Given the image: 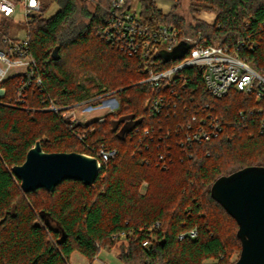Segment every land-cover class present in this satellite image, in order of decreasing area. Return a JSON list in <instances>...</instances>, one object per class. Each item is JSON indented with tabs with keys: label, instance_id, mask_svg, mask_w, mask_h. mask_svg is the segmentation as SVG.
I'll use <instances>...</instances> for the list:
<instances>
[{
	"label": "trees",
	"instance_id": "16d2710c",
	"mask_svg": "<svg viewBox=\"0 0 264 264\" xmlns=\"http://www.w3.org/2000/svg\"><path fill=\"white\" fill-rule=\"evenodd\" d=\"M55 1L60 7L54 15L41 12L29 25L45 91L32 88L23 107L6 104L7 96L0 100V264H69L75 252L94 264L119 241L115 255L124 264H234L233 255L242 249L239 225L212 197L211 187L222 175L264 165V132H250L239 115L263 102L237 92L211 95L197 68L182 70L186 85L142 82L149 69L165 70L177 59L163 53L143 65L139 54L129 56L99 34L105 14L98 7L86 12L88 22L78 29L77 0ZM138 1L140 18L149 26L200 29L210 43L256 41L253 49L235 48L264 72V0H191L190 24L175 10L164 13L153 0ZM200 11L215 19L200 18ZM93 91L113 92L119 100L103 122L71 127L62 112L43 109V98L73 107ZM161 96L164 109L154 114L151 104ZM203 119L207 126L217 121L221 131L187 143L189 128ZM38 140L47 152L96 157L104 146L116 154L94 184L67 179L53 192H25L13 167ZM193 229L196 237H179Z\"/></svg>",
	"mask_w": 264,
	"mask_h": 264
},
{
	"label": "built area",
	"instance_id": "2783aa9c",
	"mask_svg": "<svg viewBox=\"0 0 264 264\" xmlns=\"http://www.w3.org/2000/svg\"><path fill=\"white\" fill-rule=\"evenodd\" d=\"M83 1L90 2L93 7H98L105 14L97 27L103 39L129 56L139 54L143 59V65H148L163 53H172L183 42L188 44L183 57L175 58L174 61L176 59L177 61L165 70L149 69L147 77L142 82L153 87H159L163 82L173 85L179 81L186 85L187 78L182 74V70L188 67L197 68L201 72L206 90L211 95L224 97L237 92L263 102L258 107L240 110L239 115L241 120L251 125L250 132H264V72L257 70L235 48L248 45L253 49L257 46L256 41L247 44L246 40L239 39L235 44L210 43L200 29L182 32L168 25L149 26L131 10V5L127 6V0ZM43 10L42 0H0V100L7 96L6 104L23 107L32 88H39L41 92L46 89L37 58L32 51L29 29L30 23ZM207 14H204L203 18L212 22L215 19L214 14ZM18 16L22 18L19 21L28 26L27 33L22 38L9 34L11 22ZM9 89H13L12 94H8ZM42 105L44 110L62 112L63 118L71 127H75L83 124L74 112L75 109H81L83 114L99 109L110 113L119 108V100L113 92H106L73 107L57 106L53 99L49 98H43ZM163 109L164 98L162 96L155 98L151 104V112L159 114ZM220 131L221 126L217 121L207 126L206 120L203 119L196 129L189 128L186 142L191 144L209 140ZM78 136L82 139L81 135ZM115 154V150H109L104 146L98 147L96 158L100 169ZM197 233V230L193 229L180 234L179 237L184 238L188 235L194 238ZM143 244L147 246L149 241Z\"/></svg>",
	"mask_w": 264,
	"mask_h": 264
},
{
	"label": "water",
	"instance_id": "95a60500",
	"mask_svg": "<svg viewBox=\"0 0 264 264\" xmlns=\"http://www.w3.org/2000/svg\"><path fill=\"white\" fill-rule=\"evenodd\" d=\"M181 43L168 57H183ZM132 129L127 127L124 135ZM25 192L45 188L53 192L62 181L73 179L94 184L100 174L98 159L79 152H47L41 141L28 151L25 161L13 167ZM212 197L237 221L242 249L234 264H264V165H249L218 177Z\"/></svg>",
	"mask_w": 264,
	"mask_h": 264
},
{
	"label": "rangeland",
	"instance_id": "374dc122",
	"mask_svg": "<svg viewBox=\"0 0 264 264\" xmlns=\"http://www.w3.org/2000/svg\"><path fill=\"white\" fill-rule=\"evenodd\" d=\"M102 1H105V0H102ZM153 1L156 3L157 7L159 9H161L158 6L157 2L155 0H153ZM42 2H43V6H44L43 12L45 13L46 17H50V16L54 15L59 10V7H60L59 3L55 0H42ZM174 2L175 3L171 6L170 11L164 12L162 9L161 10L166 14L175 10V12L177 14L183 15L185 17L186 21L190 24L193 21V18H192L193 16L191 14V10L189 7L191 0H175ZM90 4L91 3L88 1L77 0V6L78 7H77V12L75 14V19H74V27L75 28L79 29V28L85 26V24L88 22V15L86 14V12L88 10L93 9V5L92 4L90 5ZM140 7H141L140 2L138 0H133L131 10L139 16H140ZM207 13L208 12H205V11L201 12L200 11L199 17L203 18L204 14L208 15ZM210 14H212V13H210ZM21 19H22L21 16H18L11 22V25L9 28L10 36L22 38L26 35L27 30H28V26L26 24L20 22L19 20H21ZM95 95H97V91H93L89 98H92ZM98 103H100V100L98 101ZM74 112H76V115H77V117L81 123L87 124V123H90L93 121H97L99 123L105 121V119H106L105 115L107 114L108 111L103 110V109H99V110L90 112L89 114H83V113H81V109H75ZM130 124H131V120L129 119L125 125H130ZM224 226L227 228V230H232V225L230 223L225 222ZM120 243H121V241H119L117 243V245L115 247V251L110 252V255L108 256V258L106 260L107 263L117 264L113 260L114 256L112 254L113 253L115 254V252L118 248V245ZM239 256H240V254L235 253L233 255V259L235 260L237 257L239 258ZM211 261H213V260H211V259L208 260V262H211ZM69 264H85V258L79 252H75L71 255ZM87 264H88V262H87ZM122 264H124V263L122 262Z\"/></svg>",
	"mask_w": 264,
	"mask_h": 264
},
{
	"label": "crops",
	"instance_id": "0c3cea01",
	"mask_svg": "<svg viewBox=\"0 0 264 264\" xmlns=\"http://www.w3.org/2000/svg\"><path fill=\"white\" fill-rule=\"evenodd\" d=\"M158 4V6L164 11L168 12L171 9V6L175 3V0H155ZM112 254V253H111ZM110 255V252L107 250H102L98 256V258L95 260L94 264H109L107 263V258ZM114 256L113 260L117 264H122V262L117 258V256L113 253ZM85 264H87V260L85 259Z\"/></svg>",
	"mask_w": 264,
	"mask_h": 264
}]
</instances>
